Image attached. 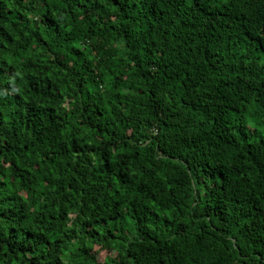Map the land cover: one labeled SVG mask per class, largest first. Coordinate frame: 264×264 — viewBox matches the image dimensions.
<instances>
[{
    "label": "trees",
    "instance_id": "obj_1",
    "mask_svg": "<svg viewBox=\"0 0 264 264\" xmlns=\"http://www.w3.org/2000/svg\"><path fill=\"white\" fill-rule=\"evenodd\" d=\"M0 264H264V0H0Z\"/></svg>",
    "mask_w": 264,
    "mask_h": 264
},
{
    "label": "rangeland",
    "instance_id": "obj_2",
    "mask_svg": "<svg viewBox=\"0 0 264 264\" xmlns=\"http://www.w3.org/2000/svg\"><path fill=\"white\" fill-rule=\"evenodd\" d=\"M100 261H102L106 254L111 253V255H114L115 251H109L105 247H101L98 245H95L91 251Z\"/></svg>",
    "mask_w": 264,
    "mask_h": 264
}]
</instances>
